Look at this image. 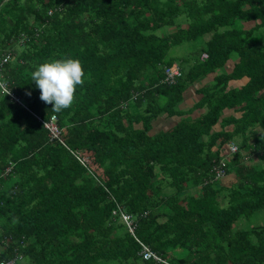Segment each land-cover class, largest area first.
Here are the masks:
<instances>
[{
	"label": "trees",
	"instance_id": "obj_1",
	"mask_svg": "<svg viewBox=\"0 0 264 264\" xmlns=\"http://www.w3.org/2000/svg\"><path fill=\"white\" fill-rule=\"evenodd\" d=\"M263 34L264 0H0V262L164 264L120 205L174 264H264V225L243 223L264 210ZM65 57L84 84L55 113L30 73ZM54 114L65 144L36 116ZM230 142L225 185L213 168Z\"/></svg>",
	"mask_w": 264,
	"mask_h": 264
},
{
	"label": "clouds",
	"instance_id": "obj_2",
	"mask_svg": "<svg viewBox=\"0 0 264 264\" xmlns=\"http://www.w3.org/2000/svg\"><path fill=\"white\" fill-rule=\"evenodd\" d=\"M84 76L81 62L68 57L43 62L30 73L32 82L40 90L39 99L45 104H51V111L55 113L73 105L74 93L78 86L84 84ZM0 91L4 96L10 95V91L3 86H0Z\"/></svg>",
	"mask_w": 264,
	"mask_h": 264
},
{
	"label": "built area",
	"instance_id": "obj_3",
	"mask_svg": "<svg viewBox=\"0 0 264 264\" xmlns=\"http://www.w3.org/2000/svg\"><path fill=\"white\" fill-rule=\"evenodd\" d=\"M201 58L202 60L207 59L208 54L203 53ZM9 59H10V55L8 54V55H5L3 61L7 62L9 61ZM164 71H165V77L162 82L168 85L176 84V82L178 81V78H180L183 74L181 66L179 64L167 66ZM3 86L5 87V85ZM36 116L44 124V126L49 130L50 136L52 139H57L60 142L65 144V142L62 139V128L58 122V116L56 114L52 115L49 120L43 119L41 116H38V115ZM228 151H229L228 155H233V154L238 153L239 145L236 142H230L228 145ZM78 158L80 159V161L84 163V160L80 156H78ZM11 169L12 168L9 167L7 169V172H9ZM213 172L215 174L214 180L221 181L222 178L226 177L227 172H228L226 156H223L220 160L217 161V163L214 165ZM118 213L120 214L121 220L124 221L129 231L132 233L135 239L140 243L142 247L141 255L143 256L145 260L153 259L157 262L164 263V264H174L170 260L164 258L160 253L151 249L149 245H147L141 239L138 238V236L136 235V229L138 225L132 214L128 213L120 205H119V208L114 211V214H118ZM20 256L21 255L17 256L16 258L2 260L0 264H18Z\"/></svg>",
	"mask_w": 264,
	"mask_h": 264
},
{
	"label": "rangeland",
	"instance_id": "obj_4",
	"mask_svg": "<svg viewBox=\"0 0 264 264\" xmlns=\"http://www.w3.org/2000/svg\"><path fill=\"white\" fill-rule=\"evenodd\" d=\"M251 26H252L251 24H248V27H251ZM263 41H264V36H263ZM197 43L198 44L195 46V48L200 47L201 42L198 41ZM192 48H193V45H191L189 43H185L183 45H178V46L174 47L171 50L170 55L173 56V57H176L178 59V61H179V60H181V58L187 56L191 52ZM177 64H180V63L177 62ZM198 85L200 86L201 84H198ZM190 93H191V95L189 97L190 100L196 101L197 98H196L195 88H192V90L190 91ZM160 121H162V120H160ZM171 121H173V120H171ZM159 123H161V122H157V124H159ZM165 123L162 122L163 125ZM230 159H231L230 156L228 158H226V162L228 160H230ZM230 170H232V169H229V171ZM227 176H226V178H228ZM226 178H222L221 179L222 184L225 182L224 180ZM233 180H234V178H233ZM161 210L162 211H168V208L166 206H162L161 207ZM243 223H244V226H245L244 228H246V229H250L251 227L258 226V225L259 226L264 225V210L256 213L250 220L243 221ZM20 264H30V263H29V261L23 260V261L20 262Z\"/></svg>",
	"mask_w": 264,
	"mask_h": 264
},
{
	"label": "crops",
	"instance_id": "obj_5",
	"mask_svg": "<svg viewBox=\"0 0 264 264\" xmlns=\"http://www.w3.org/2000/svg\"><path fill=\"white\" fill-rule=\"evenodd\" d=\"M253 23V22H252ZM252 23H250V22H247V24H246V26L248 27V24H251L252 26L254 25V23L252 24ZM251 26V27H252ZM249 28V27H248ZM264 36V35H263ZM232 66H233V62H230L229 64H228V66H227V69H231L232 68ZM241 84H243V81H232L231 82V86H240ZM190 95H191V93H189V97H190ZM188 97V102H195V101H192V100H190V98ZM197 100V99H196ZM161 120V119H160ZM158 121V122H161V123H159V125L160 126H163V124H162V122H164L165 123V121ZM165 124H167V123H165ZM164 124V125H165ZM230 155H228L227 154V156H226V158H228ZM228 178H226V177H224V178H226L223 182V184H225V185H230L234 180H233V172H231L228 176H227ZM221 183H222V181H221ZM0 188H1V186H0ZM2 234H3V229H2V224H1V222H0V254H2V253H4V252H6V244H7V241H5V239L3 240L2 239ZM23 260H26L27 261V257H25V256H23V255H21L20 256V258H19V263L18 264H20V262L21 261H23Z\"/></svg>",
	"mask_w": 264,
	"mask_h": 264
}]
</instances>
